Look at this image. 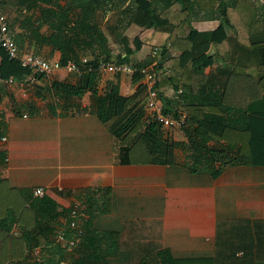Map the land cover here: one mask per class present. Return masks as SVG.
Wrapping results in <instances>:
<instances>
[{
    "label": "trees",
    "instance_id": "obj_1",
    "mask_svg": "<svg viewBox=\"0 0 264 264\" xmlns=\"http://www.w3.org/2000/svg\"><path fill=\"white\" fill-rule=\"evenodd\" d=\"M53 1L18 0L24 13L34 12L24 16L22 13L15 20L26 32L15 36L21 49L26 34L34 40V53L52 46L62 53L64 63L79 62V52L87 50L92 55L90 63L97 69L100 63L114 57L119 63L132 62L131 54L124 55L121 47L129 23L170 33V48L180 53L170 57V48H166L156 57L157 89L160 98L167 100L165 114L179 117V106L187 114L183 128L188 130L190 145L200 157L192 172L216 175L224 165L232 163L264 167V5L255 0H130L123 7L128 0H67L62 10L43 7ZM160 16L168 21L158 22L156 18ZM198 17L218 20L220 24L213 30H198L193 26V19ZM44 24L52 28L50 35L41 32ZM135 42L139 50V37ZM212 46L216 48L213 60L222 62L207 71L212 61L197 60ZM0 52L3 78L22 79L32 73L1 47ZM150 61L135 64L143 67ZM96 72L85 73L82 78L86 83L81 87L56 82L54 89L77 96L89 92L94 113L100 119L120 116L112 126L117 137L132 139L135 146L142 147L147 162L173 163L175 148L181 144L164 139L157 123H147L145 87L131 96L119 94L116 88L100 95L92 84ZM133 79L140 81L141 75L136 73ZM182 86L190 93H183L180 101L176 94ZM169 91L173 92L172 98L167 95ZM4 133L0 120V138ZM123 150L130 152L131 148ZM6 158L1 151L0 166ZM30 196L27 199L0 177V225L15 226L18 231L2 234L0 228V264L62 260L69 264H264V219L220 220L212 254L176 255L158 247L154 251L148 243L125 239L118 231L98 230L92 206L81 223L85 232L82 245L66 257L56 235L62 228L67 236L74 235L69 209L60 211L49 195L31 203ZM61 217L67 220L62 221ZM37 249L39 259L30 256Z\"/></svg>",
    "mask_w": 264,
    "mask_h": 264
},
{
    "label": "crops",
    "instance_id": "obj_2",
    "mask_svg": "<svg viewBox=\"0 0 264 264\" xmlns=\"http://www.w3.org/2000/svg\"><path fill=\"white\" fill-rule=\"evenodd\" d=\"M8 4L3 2L2 6ZM66 4L67 0H54L43 7L62 10ZM14 21L10 19L14 33H26ZM196 22L194 27L202 31L216 29L220 24L201 17ZM52 31L48 24L41 29L45 35ZM124 35L127 38L121 44L123 53L131 54L134 63H157L156 57L163 49L172 46L170 33L153 27L129 23ZM24 39L22 51L35 52L32 37L25 34ZM109 43L112 45L111 39ZM156 49L159 53L154 55ZM215 51L212 46L197 60L212 61L207 71L222 62L213 60ZM179 53L170 48L168 54L174 57ZM39 55L50 60L63 58L52 46L42 47ZM85 57L92 55L87 50L80 51L79 59ZM2 60L0 52V66ZM133 77L97 71L92 84L100 95L116 88L119 94L131 96L143 86ZM3 79L6 78L0 75V120L7 140L2 142L0 138V152L6 153L7 161L0 166V177L27 199L34 188L47 187L60 211L80 200L87 216L92 206L98 230L118 231L125 239H140L154 251L158 247L176 255L212 254L220 220L264 219V167L232 163L224 165L216 175L192 172L200 157L190 145L188 130L167 131L160 125L164 139L181 145L175 148L173 163L147 162L142 147L135 146L132 139L122 140L112 131L120 116L103 121L94 113L89 92L77 96L54 89L56 82L81 87L86 83L83 78L61 68L27 90L19 84L24 78H15L12 85ZM181 88L190 93L188 88ZM167 95L172 98L173 92ZM178 110L184 113L182 107ZM124 147L131 151L126 152ZM60 219L65 221L64 217ZM3 228L6 233H18L15 226L4 223Z\"/></svg>",
    "mask_w": 264,
    "mask_h": 264
},
{
    "label": "built area",
    "instance_id": "obj_3",
    "mask_svg": "<svg viewBox=\"0 0 264 264\" xmlns=\"http://www.w3.org/2000/svg\"><path fill=\"white\" fill-rule=\"evenodd\" d=\"M0 47L4 49L11 59H16L20 62L23 68L29 69L32 73L19 81V84L24 89L35 88L42 80L52 74L55 70L64 68L69 73H73L76 76L82 78L85 73L88 72H104L114 74H126L134 76L136 73L141 75V81L146 89V96L144 99V108L146 111L147 119L160 125L165 130L181 129L186 124L187 115L181 112L180 116L175 117L171 114L164 113L163 99L160 98L157 89V76L156 69L157 63H152L143 67H138L134 62L119 63L116 61H105L99 64L96 69L90 63V58H83L79 62L68 61L64 63L62 60H50L46 59L34 52H23L18 43L15 40L14 31L11 29L10 19L7 13L3 11L2 0H0ZM159 53V49L154 51V55ZM5 83L12 85L16 83L14 77L3 79ZM184 90L181 88L177 94L176 99L181 100ZM26 117V115H24ZM7 138L3 136L2 142H5ZM7 161V158H6ZM48 188L44 186L36 187L32 190L30 196V203L33 200L41 199L48 195ZM86 208L82 201L77 200L69 208L70 227L75 230L74 235L67 236L64 228L58 230L56 239L60 242L64 249L66 257H71L75 254L79 247L82 245L85 232L81 228L82 221L87 218ZM67 220V219H65ZM34 254L39 259V250H35ZM45 264H69L68 261L62 260L53 263Z\"/></svg>",
    "mask_w": 264,
    "mask_h": 264
},
{
    "label": "rangeland",
    "instance_id": "obj_4",
    "mask_svg": "<svg viewBox=\"0 0 264 264\" xmlns=\"http://www.w3.org/2000/svg\"><path fill=\"white\" fill-rule=\"evenodd\" d=\"M61 1V0H60ZM258 4H260V5H264V0H255ZM8 5H6V6H2L3 7V11L5 12V13H7L8 14V16L10 17V19L12 20H16L17 18H18V16L20 15L21 16V14L23 13V16L25 15V14H27V13H24L23 12V8H22V6L21 5H19L18 4V0H9L8 1ZM32 13H34L33 11H29V13L28 14H32ZM156 20L158 21V22H167L168 21V18H165V17H163V16H160V17H157L156 18ZM15 22V21H14ZM194 24L196 25L197 24V22H196V19L194 18L193 19V26H194ZM133 33H136V32H133ZM15 34V33H14ZM16 35V34H15ZM133 45L135 46V42H133ZM145 50H149V47H146V49ZM145 50H144V52H145ZM252 73L253 74H255V75H257V71L255 70V69H252ZM147 117V116H146ZM148 118V117H147ZM173 130V129H172ZM181 129H174V131H177V132H179ZM167 131H170V130H167ZM0 228H1V233L2 234H5L6 233V231H5V229L3 228V225H0ZM32 252V251H31ZM30 252V256L32 255V257L34 256L35 257V254L34 253H31Z\"/></svg>",
    "mask_w": 264,
    "mask_h": 264
},
{
    "label": "water",
    "instance_id": "obj_5",
    "mask_svg": "<svg viewBox=\"0 0 264 264\" xmlns=\"http://www.w3.org/2000/svg\"><path fill=\"white\" fill-rule=\"evenodd\" d=\"M163 101H164V107L166 108L167 107V100L163 99Z\"/></svg>",
    "mask_w": 264,
    "mask_h": 264
}]
</instances>
